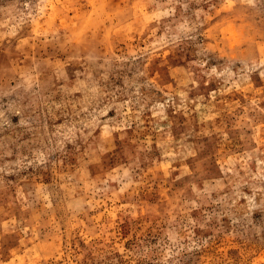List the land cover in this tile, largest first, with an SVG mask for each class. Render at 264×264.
I'll return each instance as SVG.
<instances>
[{"label":"rangeland","instance_id":"obj_1","mask_svg":"<svg viewBox=\"0 0 264 264\" xmlns=\"http://www.w3.org/2000/svg\"><path fill=\"white\" fill-rule=\"evenodd\" d=\"M0 264H264V0H0Z\"/></svg>","mask_w":264,"mask_h":264},{"label":"clouds","instance_id":"obj_2","mask_svg":"<svg viewBox=\"0 0 264 264\" xmlns=\"http://www.w3.org/2000/svg\"><path fill=\"white\" fill-rule=\"evenodd\" d=\"M90 2V0H89ZM122 2H126V0H122ZM166 4L168 5H174L175 3H178L179 0H165ZM231 2H236V0H231ZM146 4V5H152V4H155L157 3V0H132V6L133 7H136L137 5L139 4ZM239 3H248V4H252L253 3V0H239ZM133 15H136L135 13H133ZM139 16L136 15V21H133L134 23L139 21ZM20 110L21 111H32L33 110V105H32V102L29 101L25 104H22L20 107Z\"/></svg>","mask_w":264,"mask_h":264}]
</instances>
